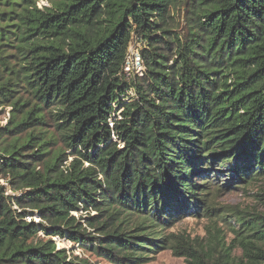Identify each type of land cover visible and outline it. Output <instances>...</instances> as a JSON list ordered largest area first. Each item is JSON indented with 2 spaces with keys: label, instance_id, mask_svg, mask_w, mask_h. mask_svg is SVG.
I'll return each mask as SVG.
<instances>
[{
  "label": "trees",
  "instance_id": "obj_1",
  "mask_svg": "<svg viewBox=\"0 0 264 264\" xmlns=\"http://www.w3.org/2000/svg\"><path fill=\"white\" fill-rule=\"evenodd\" d=\"M45 1L0 0V264H91L54 238L108 264H264V214L213 204L264 201V0ZM188 217L204 239L168 232Z\"/></svg>",
  "mask_w": 264,
  "mask_h": 264
},
{
  "label": "rangeland",
  "instance_id": "obj_2",
  "mask_svg": "<svg viewBox=\"0 0 264 264\" xmlns=\"http://www.w3.org/2000/svg\"><path fill=\"white\" fill-rule=\"evenodd\" d=\"M35 3L38 8H41L43 6L49 7L51 5L49 1H45V0H36ZM180 17H184V14L182 13ZM180 21L183 23L181 24L179 31L183 32L186 22L184 21V18H183V21L182 20ZM130 47H131L130 48L131 51L137 50L138 52L139 47L142 48V45L135 43V44H131ZM8 53L14 56V58H18V54L15 53L13 48L10 49V52ZM8 61L10 62V64H12L11 59H8ZM136 71L137 72L140 71V68H136ZM9 112H10V108H6L0 111V128L4 127L7 121L9 120ZM46 129L51 130V125L48 124L46 126ZM70 152H71L70 150H67L65 152L66 154L65 156H68ZM68 161H70L69 158H68ZM0 183L4 184L2 181H0ZM24 186L25 185H22L21 187L17 188L16 194L21 193V191L24 190ZM256 186L250 187L244 191L242 189H234L230 192L224 193L221 196L219 195L213 199L214 200L213 204L216 208L223 207V206H236L238 207L239 210L264 214V201L260 200L259 198L255 196L257 193ZM6 189H7L6 192L8 195L12 194V192L10 191V188L7 185H6ZM79 214L82 216H85L86 212H80ZM89 214L95 215V212L90 211ZM31 219L35 222L39 221L36 210H34L30 215L27 216V221H30ZM228 220L230 224H234L233 219H228ZM207 225H208V221L206 217H202V218L188 217V218H183V219L176 221L174 225L168 230V232H171L177 235L188 236L190 239L197 238L198 240H201L206 237L205 228ZM217 226H218V229L221 231V234L224 235L226 242H229L233 238V235L230 232L231 226L227 224H222L221 222H219ZM236 228H238V226H236L235 229ZM92 235L95 236L94 233ZM53 241L55 242L57 249L65 248L69 250L70 252H72L74 255L88 259L91 262V264H108L107 261H104L100 258H96L93 254H90L87 251L80 249L78 245H73L66 240H60L56 238H54ZM233 255L236 257L240 256V250L234 249ZM150 256L152 259L145 264H186L183 258L174 257L169 249L159 251Z\"/></svg>",
  "mask_w": 264,
  "mask_h": 264
},
{
  "label": "built area",
  "instance_id": "obj_3",
  "mask_svg": "<svg viewBox=\"0 0 264 264\" xmlns=\"http://www.w3.org/2000/svg\"><path fill=\"white\" fill-rule=\"evenodd\" d=\"M131 46V45H130ZM128 48V54L126 59L125 73L127 77L142 76L144 68L141 64L139 51H131V47ZM132 68V69H131ZM136 68H140V71H136Z\"/></svg>",
  "mask_w": 264,
  "mask_h": 264
}]
</instances>
